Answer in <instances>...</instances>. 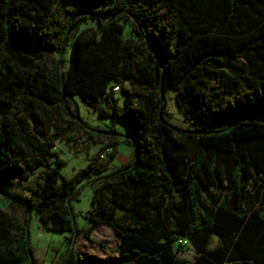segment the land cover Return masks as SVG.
Returning a JSON list of instances; mask_svg holds the SVG:
<instances>
[{
	"label": "trees",
	"instance_id": "16d2710c",
	"mask_svg": "<svg viewBox=\"0 0 264 264\" xmlns=\"http://www.w3.org/2000/svg\"><path fill=\"white\" fill-rule=\"evenodd\" d=\"M250 64L264 67V0H0V190L27 215L0 209V264H31L27 206L69 235L61 264H87L74 233L95 244L98 225L120 237L114 264H264V71ZM170 91L193 129L168 121ZM76 97L128 136L89 129ZM76 136L107 148L66 178L54 149L75 150ZM122 138L135 160L107 174ZM84 182L93 227L80 230ZM181 238L193 262L178 258Z\"/></svg>",
	"mask_w": 264,
	"mask_h": 264
},
{
	"label": "rangeland",
	"instance_id": "374dc122",
	"mask_svg": "<svg viewBox=\"0 0 264 264\" xmlns=\"http://www.w3.org/2000/svg\"><path fill=\"white\" fill-rule=\"evenodd\" d=\"M70 6L71 4L67 5V7ZM86 25L96 26V23L89 22ZM126 26L125 37L134 38L135 35L130 23H126ZM70 54L71 43L65 50L66 67L69 65ZM242 60H244V57H242ZM250 70L255 73L262 72L264 71V67H258L257 64H250ZM112 84L116 85L115 82ZM116 95L122 106L126 97L125 94L123 92H117ZM74 102L75 104H73V108L78 107L80 116L89 129L103 132L107 131V129L110 128V125H113L117 135L122 137L128 136L129 125L127 123L119 120L113 121L112 119L99 116L96 107L101 105L98 104L93 106L92 104L85 103L78 97L74 98ZM166 103L168 113L167 119L172 125L180 128H194L190 120L187 119L185 112L177 107L175 93L173 91L168 93ZM130 147L131 144L122 138L121 144L116 148L119 156L111 163L110 172L122 168L118 165L121 164L123 159L128 157ZM105 148H107L105 145L87 143L83 136H76L75 150L70 149L64 143L56 142L54 151L66 162V165L60 171L61 175L66 178H72L79 170L85 168L99 151ZM109 158L110 155L105 157L104 161H108ZM133 159L135 160L134 156ZM54 161L56 162L55 159ZM79 189H81V194L78 199L71 202V208L73 215L75 216V224L77 228L80 230H87L93 227L92 223L86 218L87 212L91 209L93 187L87 185V182H84ZM0 209L16 216L22 222L27 218L22 204L17 199H14L1 190ZM29 236L30 246L38 264H61L69 253V243L68 239H66L69 235L66 233L47 231L40 223L39 215L34 210L31 212V218L29 221ZM91 238L95 241V244L85 241L82 235H77L75 241V248L83 253L87 264H114L117 262L119 255L115 250L120 245V237L112 228L106 225H98L93 228ZM217 243L218 238L214 236L211 247L216 246ZM99 244H102L103 247ZM178 249V243L175 242L174 250L177 251L178 258L185 259L189 262L194 261L196 256L195 252L189 253L187 249Z\"/></svg>",
	"mask_w": 264,
	"mask_h": 264
},
{
	"label": "water",
	"instance_id": "95a60500",
	"mask_svg": "<svg viewBox=\"0 0 264 264\" xmlns=\"http://www.w3.org/2000/svg\"><path fill=\"white\" fill-rule=\"evenodd\" d=\"M63 54H64V44L62 45L61 57L63 56ZM63 80H64V75L62 73L61 74V82H62V84H63ZM164 100H165V94H164V87L162 85V87H161V106H160V113H159L160 114V118H161L162 121H163V119H162V109H163ZM95 132L97 133L98 131H95ZM2 192H4V191H2ZM4 193L7 194V192H4ZM27 207H28L29 213H28L27 226H26V239H27V247H28L30 263L34 264L33 259H32V255H31V252H30V241H29L30 240V236H29V221H30V218H31V209H30L29 206H27ZM72 219H73V226H74V229H75L76 228V224H75V219H74V215L73 214H72ZM76 238H77V232L75 230L71 249H73L75 247Z\"/></svg>",
	"mask_w": 264,
	"mask_h": 264
},
{
	"label": "built area",
	"instance_id": "2783aa9c",
	"mask_svg": "<svg viewBox=\"0 0 264 264\" xmlns=\"http://www.w3.org/2000/svg\"><path fill=\"white\" fill-rule=\"evenodd\" d=\"M113 91L115 93L117 92H120V87L117 85L116 87L113 88ZM112 152L110 148L106 149L105 150V153L104 155L101 157V159H105V157H107L108 155H110ZM178 246L181 248V249H187L189 251V253H193L195 252L192 247H191V244H190V241L187 239V238H181L179 241H178Z\"/></svg>",
	"mask_w": 264,
	"mask_h": 264
},
{
	"label": "crops",
	"instance_id": "0c3cea01",
	"mask_svg": "<svg viewBox=\"0 0 264 264\" xmlns=\"http://www.w3.org/2000/svg\"><path fill=\"white\" fill-rule=\"evenodd\" d=\"M101 145H103V144H101ZM118 156H119V155L117 154L115 160L118 158ZM133 156H134V151H133V148L130 147V149H129V153H128V157H126V159H123V160L121 161V164H119L118 166L123 167V166H125L126 164L130 163V162L133 160ZM115 160H114V161H115ZM114 161H113V162H114ZM109 173H111V172H110V167H109V170H108L107 174H109ZM182 260H185V259H182ZM186 261H187V260H186ZM191 262H193V261H191Z\"/></svg>",
	"mask_w": 264,
	"mask_h": 264
}]
</instances>
